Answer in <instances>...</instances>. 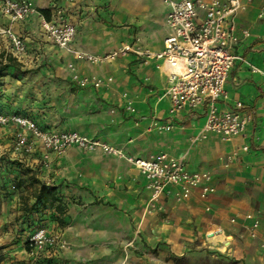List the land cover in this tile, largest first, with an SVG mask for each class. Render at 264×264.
<instances>
[{
	"label": "rangeland",
	"instance_id": "374dc122",
	"mask_svg": "<svg viewBox=\"0 0 264 264\" xmlns=\"http://www.w3.org/2000/svg\"><path fill=\"white\" fill-rule=\"evenodd\" d=\"M1 1L0 50L11 52V39L4 30L10 29L5 27L13 19L3 14ZM151 25L156 28L154 23ZM115 26L116 29L108 24L97 26L110 37V47L119 36L124 40L131 38V34H126L127 28H123L130 27L129 23ZM119 28L125 32L117 35ZM83 29L82 26L81 43L87 41ZM129 30L131 33L132 27ZM39 31L41 34L32 32L34 35L25 30L15 32L29 43L30 50L18 59L19 69L8 67L0 75V264H25L26 240L31 232L25 227L29 220L25 203L28 201L30 207L34 198L29 197L30 188H18L16 182L32 172L57 186L66 211L60 215L53 209H42L39 204L37 212L32 210L31 221L37 225L58 223L66 236L70 228L81 224L78 236L115 240L117 246L112 251L120 264H136L130 258L132 251L142 264H264V186L259 175L250 177L251 172L241 184L232 180L233 165L240 159L239 151L231 146L233 140L215 133L220 142L215 151L201 146V138L191 135L189 127L178 126L175 119V127L170 130L155 127L153 117L150 123L141 124L142 116L127 106L134 107L132 87L148 84L149 80V71L143 73L136 64L149 70L147 66L139 60L131 61L128 55L111 64H92L78 56L71 60ZM140 40L151 45L158 41L152 36ZM37 43L45 49L35 54L33 48ZM73 59H80L83 71L92 72L90 75H111L110 86L80 85L75 78L79 73L70 63ZM72 130L104 140L129 156L150 157L162 150L193 151L189 166L210 173L214 190L206 195L198 190L181 199H152L139 169L118 156L125 166L136 168L137 175L122 178L120 183L107 177L111 188L116 189L119 184V192L109 195L105 191L106 177H101L100 170L105 167L104 159L113 154L77 145L56 150L44 137ZM90 178L103 187L97 190L98 195L87 185ZM92 195L96 198L92 199ZM210 222L218 225L213 233H208ZM113 224H121L128 231L114 230ZM227 232L235 235L233 244ZM134 234L141 239L139 247ZM216 236L228 246L227 252L212 245Z\"/></svg>",
	"mask_w": 264,
	"mask_h": 264
},
{
	"label": "built area",
	"instance_id": "2783aa9c",
	"mask_svg": "<svg viewBox=\"0 0 264 264\" xmlns=\"http://www.w3.org/2000/svg\"><path fill=\"white\" fill-rule=\"evenodd\" d=\"M251 1L165 0L169 11L162 49L150 50L137 42H124L105 54H91L72 47L77 27L60 6L53 8L50 19L39 11L32 0H2L1 11L13 20H23L32 13H39L41 30L49 40L93 63L114 60L127 54L143 60H161L168 74V85L161 97L169 99L171 114L185 109L197 112L204 108L203 125L194 136L203 139L209 132H213L231 140L245 132L251 115L243 110L244 103L241 100H237L232 108H221L219 101L228 98L225 85L235 61L241 58L235 48L242 36L250 35L247 29H241V34L238 32L236 18ZM258 16L264 17V2ZM4 32L9 33L11 53L21 60V56L28 52L27 43L11 29ZM75 78L82 86L109 87L113 81L110 75L97 77L75 74ZM127 108L135 110L130 104ZM195 112L194 115H197ZM153 125L160 130L175 127L172 120L154 119ZM44 137L56 150L77 145L89 150L101 149L108 154L126 158L145 176L152 199L163 195L181 199L190 196L196 189L202 195L214 190L212 175L203 170H190L182 154L162 150L150 157L129 156L114 145L76 130ZM243 149L248 150L249 145L245 144ZM254 226L257 227L258 223ZM217 227L214 222H210L208 233H213ZM27 241L28 264H52L47 257L52 258V253L70 246L61 233L44 223L29 232Z\"/></svg>",
	"mask_w": 264,
	"mask_h": 264
},
{
	"label": "crops",
	"instance_id": "0c3cea01",
	"mask_svg": "<svg viewBox=\"0 0 264 264\" xmlns=\"http://www.w3.org/2000/svg\"><path fill=\"white\" fill-rule=\"evenodd\" d=\"M32 1L38 9L49 8L51 12H53V8L56 6H60L65 9L67 18L77 27V33L71 45L78 51L89 52L91 54H105L109 51L117 49L124 42H137L144 48H149L150 50H160L163 48V36L167 32L166 17L169 11V7L165 0ZM263 2L264 0H252L247 5L246 9L242 10L236 18L238 32L241 34V29H247L250 31V35L248 37L242 36L239 44L235 48V51L241 58L235 61L225 85L228 98L226 100L221 99L219 104L221 108H232L235 106V102L237 100H241L244 103L243 110L248 111L251 115V120L245 132L231 139L233 140L231 142V146L240 153V159L238 160L237 158L233 165V168H235V175L232 180L237 184H241L246 180L248 172H251L250 177H254L252 176L254 174L259 175V181H261L264 186V17L260 18L258 16L260 6ZM8 20L10 19L8 18ZM98 20H100V22ZM40 22V14L35 12L23 20L10 21L5 28L10 27V29L16 33L20 32V30H25L28 34L30 31L31 34H41L39 31L41 29ZM151 22L156 25L155 29L152 28ZM123 23H129L130 27H132L131 33H129V26L123 27L127 28L126 34H131V38L124 40L119 36V38L117 37L114 40L116 41V44L113 47L108 46L107 42L110 40V37L106 32L98 30L97 26L102 27L104 24H108L111 29H116L117 27L115 25ZM160 23L163 24V27ZM82 26L85 28L83 29V36L85 37V40H87L84 43H81L80 40V30ZM123 28H119L117 35H120L121 32L124 31ZM139 36L140 38L152 36L154 39L157 37L158 41L155 45H151V43L141 41ZM26 43L29 52L30 45L28 42ZM33 49H35L34 53L37 54L38 51L45 48L41 47L40 44L37 43L34 45ZM60 50L65 57L68 56L71 60L74 56H76L74 53L62 48H60ZM127 55L131 57V61L139 60L141 64L149 68V70H146L143 66L136 64L137 69H140L143 73L149 71L147 74V79L149 80L147 82L148 84L134 85L132 87V94L130 95L131 103L134 105L136 115L142 116L140 123H150L152 117V120L157 118L164 121H174L175 119L178 126L182 125L184 127H189L190 134L195 135L203 125L204 108L197 110V112L185 109L176 114H171V104L169 99L167 97L160 96L168 85V74L166 69L162 67V61L153 58L143 60L133 54ZM121 57H124V55H120L114 60L99 63H93L86 59L81 60H86L92 64H111ZM81 60L73 59V62L70 63L80 75H90L92 72L83 71V68L80 65ZM158 69H161L159 70L160 73H158ZM194 112L197 115H194ZM172 136L176 137L174 134H172L171 137ZM217 137L218 136L215 133L209 132L205 138L201 139L202 142L200 145L207 146V148H211L216 151V147L220 145ZM179 140H182L181 136H179ZM245 144L249 145L248 150L243 149ZM174 154L184 155L187 167L190 170H199L191 168L188 164V159L194 156L193 151H180L175 152ZM121 159L122 158H119L114 154L108 155L104 159V166L106 168L102 167L100 170L101 177H106L105 185L107 187H105L107 189L104 187V190L106 189L105 191L109 193V195H115L119 192V184L116 186V189L111 188L107 177L116 180V183H120L122 178L124 180L132 174L137 175L136 168H129L125 166L123 159ZM139 172L142 174L140 170H138V173ZM142 176L145 179L143 174ZM90 179L86 181L87 185L94 191V195H98L97 190L99 188H102L103 190V187L99 186L95 179ZM113 183L114 182L110 184ZM196 191H198V189L194 192ZM162 197H168L169 199L175 198L171 195H163ZM91 198L95 199L96 197L92 195ZM57 224L58 223L47 225H50V228L61 233L62 237L69 243L70 246L61 248L60 250L52 253V258L47 257L52 264H120L119 257L116 255L114 256L112 251V248L117 246V241L114 240L111 242V240L108 239L103 240L102 237L99 239L93 238L95 235L88 237L80 234L81 236H78L77 232L81 230V224L70 228L68 236H66L65 232ZM112 227H115L114 230L118 229L122 232L128 231L126 227H121V224H113ZM87 229H82V231H87ZM227 233L231 235L230 242L233 244L235 235L232 232ZM138 235L139 234H134V242L139 247L141 239H137ZM142 244L145 245V242H142ZM212 245L221 251L227 252V250H229L225 242H222V238L218 236H216V240L212 243ZM249 249H251V245L249 246ZM132 252L133 254L130 255L131 260H135L136 264H142L140 259L134 256V251ZM28 259L29 254L26 251L25 264H28Z\"/></svg>",
	"mask_w": 264,
	"mask_h": 264
},
{
	"label": "trees",
	"instance_id": "16d2710c",
	"mask_svg": "<svg viewBox=\"0 0 264 264\" xmlns=\"http://www.w3.org/2000/svg\"><path fill=\"white\" fill-rule=\"evenodd\" d=\"M39 11L48 19L52 17V12L49 8H40ZM21 62L18 60L13 53L8 52L5 49L0 50V75L2 74L3 69L8 67H14L19 69ZM23 185H26L30 188V196L34 198L33 204L29 207L28 201L25 203V207L28 209L27 215L29 220L25 221V227L28 230H33L36 226V221H31L32 210L37 212V206L42 205L44 210H52L55 213L60 215L65 214L66 204L63 202V198L60 196L58 188L55 184H48L47 182L39 179L33 172L27 174L23 178H19L16 182V187L21 188ZM27 189V188H26ZM28 197V198H29ZM37 209V210H36ZM26 247L28 249V241L26 240Z\"/></svg>",
	"mask_w": 264,
	"mask_h": 264
}]
</instances>
